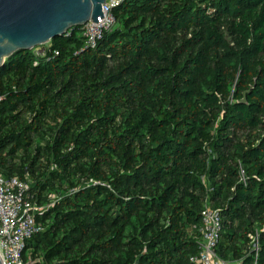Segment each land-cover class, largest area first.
Segmentation results:
<instances>
[{
    "label": "trees",
    "instance_id": "obj_1",
    "mask_svg": "<svg viewBox=\"0 0 264 264\" xmlns=\"http://www.w3.org/2000/svg\"><path fill=\"white\" fill-rule=\"evenodd\" d=\"M0 67V174L30 182L25 264H264V0H125Z\"/></svg>",
    "mask_w": 264,
    "mask_h": 264
},
{
    "label": "built area",
    "instance_id": "obj_2",
    "mask_svg": "<svg viewBox=\"0 0 264 264\" xmlns=\"http://www.w3.org/2000/svg\"><path fill=\"white\" fill-rule=\"evenodd\" d=\"M125 0H107L104 17L98 22L86 23L82 30L87 45L95 46L103 31L116 25L113 9ZM30 182L17 176L6 178L0 174V256L3 264H25L26 242L42 230L36 223V206L29 196ZM222 227L221 214L205 205L202 211V242L199 254L192 260L200 264H230L221 259L215 247Z\"/></svg>",
    "mask_w": 264,
    "mask_h": 264
},
{
    "label": "water",
    "instance_id": "obj_3",
    "mask_svg": "<svg viewBox=\"0 0 264 264\" xmlns=\"http://www.w3.org/2000/svg\"><path fill=\"white\" fill-rule=\"evenodd\" d=\"M106 1L0 0V67L20 51L42 48L72 29L98 22Z\"/></svg>",
    "mask_w": 264,
    "mask_h": 264
},
{
    "label": "rangeland",
    "instance_id": "obj_4",
    "mask_svg": "<svg viewBox=\"0 0 264 264\" xmlns=\"http://www.w3.org/2000/svg\"><path fill=\"white\" fill-rule=\"evenodd\" d=\"M49 43H50V42H49ZM49 43H48V44H49ZM38 49H39V48H37L36 50H38Z\"/></svg>",
    "mask_w": 264,
    "mask_h": 264
},
{
    "label": "crops",
    "instance_id": "obj_5",
    "mask_svg": "<svg viewBox=\"0 0 264 264\" xmlns=\"http://www.w3.org/2000/svg\"><path fill=\"white\" fill-rule=\"evenodd\" d=\"M230 264H232V263H230Z\"/></svg>",
    "mask_w": 264,
    "mask_h": 264
}]
</instances>
